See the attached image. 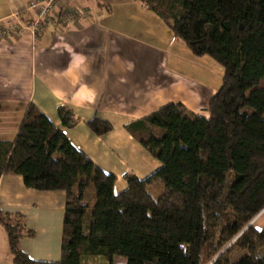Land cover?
<instances>
[{
  "label": "trees",
  "instance_id": "trees-1",
  "mask_svg": "<svg viewBox=\"0 0 264 264\" xmlns=\"http://www.w3.org/2000/svg\"><path fill=\"white\" fill-rule=\"evenodd\" d=\"M197 57L222 67L208 117L169 103L126 129L161 166L144 178L116 177L75 148L29 104L15 139L0 153V176L25 187L65 193L61 254L31 259L32 236L19 215L0 211L15 264H264V225L247 224L264 208V0H144ZM63 125L73 113L58 107ZM98 135L111 125L87 122ZM160 183L157 198L147 187ZM234 252H244L233 261Z\"/></svg>",
  "mask_w": 264,
  "mask_h": 264
},
{
  "label": "crops",
  "instance_id": "crops-1",
  "mask_svg": "<svg viewBox=\"0 0 264 264\" xmlns=\"http://www.w3.org/2000/svg\"><path fill=\"white\" fill-rule=\"evenodd\" d=\"M29 1L0 0V153L15 139L31 103L75 148L116 177L118 193L127 186L124 173L144 178L161 166L127 124L176 102L208 117L217 85L183 72L191 51L144 0H60V8H87L89 15L36 33ZM197 58L222 71L211 58ZM59 106L72 111L73 125L62 124ZM94 117L111 129L95 134L87 125ZM64 201L62 190H35L25 187L20 175L0 176V211L20 215L25 229L33 231L19 241L31 259L60 258ZM260 213L264 216V209ZM260 225L256 228L264 220ZM106 262L97 255L82 264ZM0 264H15L1 223Z\"/></svg>",
  "mask_w": 264,
  "mask_h": 264
},
{
  "label": "built area",
  "instance_id": "built-area-1",
  "mask_svg": "<svg viewBox=\"0 0 264 264\" xmlns=\"http://www.w3.org/2000/svg\"><path fill=\"white\" fill-rule=\"evenodd\" d=\"M60 0H30L28 8L35 13L30 27L33 32L44 31L49 24L72 23L89 15L87 8H60Z\"/></svg>",
  "mask_w": 264,
  "mask_h": 264
},
{
  "label": "rangeland",
  "instance_id": "rangeland-1",
  "mask_svg": "<svg viewBox=\"0 0 264 264\" xmlns=\"http://www.w3.org/2000/svg\"><path fill=\"white\" fill-rule=\"evenodd\" d=\"M192 58H188L186 59V66L185 68H182L183 72L188 76V77H192L194 79H198L206 84H211L214 86L218 85L220 82V78L222 76V71H220L221 69L215 65H209L206 64L203 59L198 60L197 57L192 56ZM195 59H194V58ZM182 67V65L180 66ZM217 68L219 69V71L217 70ZM160 183H156L152 186L147 187V190L149 191V193L153 196V198H157L160 194ZM264 209V208H263ZM262 214H258L254 219L252 224L255 227H259L261 226V222H263L264 220V216H261ZM244 254V252H234L233 256H232V260H238L242 255ZM86 258V257H85ZM84 258V260H85ZM103 260H105L103 257H101ZM119 260L114 261L112 264H124L120 258H117ZM103 264H108V262L103 263Z\"/></svg>",
  "mask_w": 264,
  "mask_h": 264
},
{
  "label": "clouds",
  "instance_id": "clouds-1",
  "mask_svg": "<svg viewBox=\"0 0 264 264\" xmlns=\"http://www.w3.org/2000/svg\"><path fill=\"white\" fill-rule=\"evenodd\" d=\"M85 90H86V86H85ZM91 97H92V93L88 92V98H91Z\"/></svg>",
  "mask_w": 264,
  "mask_h": 264
},
{
  "label": "water",
  "instance_id": "water-1",
  "mask_svg": "<svg viewBox=\"0 0 264 264\" xmlns=\"http://www.w3.org/2000/svg\"><path fill=\"white\" fill-rule=\"evenodd\" d=\"M255 217H256V216H255ZM255 217H254V218H255ZM254 218H253V219H254ZM253 219H252V220H251V221H250V222L247 224V226H249V225H251V224H252V222H253Z\"/></svg>",
  "mask_w": 264,
  "mask_h": 264
}]
</instances>
